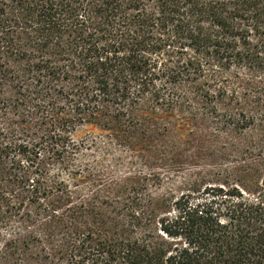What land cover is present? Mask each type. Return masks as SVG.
<instances>
[{
	"label": "trees",
	"instance_id": "16d2710c",
	"mask_svg": "<svg viewBox=\"0 0 264 264\" xmlns=\"http://www.w3.org/2000/svg\"><path fill=\"white\" fill-rule=\"evenodd\" d=\"M141 106L241 147L179 193L126 183L122 141L78 132ZM5 263L264 264V0H0Z\"/></svg>",
	"mask_w": 264,
	"mask_h": 264
},
{
	"label": "rangeland",
	"instance_id": "374dc122",
	"mask_svg": "<svg viewBox=\"0 0 264 264\" xmlns=\"http://www.w3.org/2000/svg\"><path fill=\"white\" fill-rule=\"evenodd\" d=\"M134 117V127L128 128L121 121L107 126L109 112L104 111L78 132L79 136L86 132L113 135L122 141L123 147L114 146L116 158L120 159L116 177L126 183L140 173L155 174L168 178L166 183L179 193L182 183L217 172L220 163L241 147L238 137L217 131L196 116L141 106ZM133 161L138 165L136 171L130 168Z\"/></svg>",
	"mask_w": 264,
	"mask_h": 264
}]
</instances>
